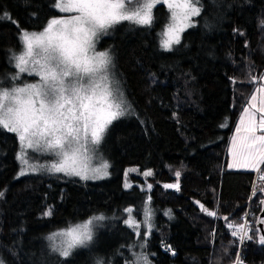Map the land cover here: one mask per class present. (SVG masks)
I'll list each match as a JSON object with an SVG mask.
<instances>
[{
  "label": "trees",
  "instance_id": "16d2710c",
  "mask_svg": "<svg viewBox=\"0 0 264 264\" xmlns=\"http://www.w3.org/2000/svg\"><path fill=\"white\" fill-rule=\"evenodd\" d=\"M54 2L0 0V13L11 18L0 19V86L15 85L12 55L21 49L20 30H44L59 16ZM201 4L196 26L172 51L161 46L168 22L164 5L155 8L151 26L121 24L101 41L100 48L113 53L118 80L134 110L112 123L101 145L109 178L19 177L18 137L0 131V258L5 264H97L99 257L106 264H125L128 244L116 262L109 257L117 254L118 241L102 256L88 248L65 259L50 250L45 236L102 213L119 217L120 234L134 240L123 222L125 211L145 206L148 196L156 212L148 239L155 264H235L241 241L231 235L230 225L243 224L248 210V235L255 236L244 240L241 260L264 264L255 226L264 187L252 197L260 181L256 172L226 169V150L253 92L252 78L264 73V0ZM133 166L153 170L150 192L125 190L124 174ZM174 181L179 191L164 187ZM49 210L50 217L45 215ZM167 246L175 257L164 250Z\"/></svg>",
  "mask_w": 264,
  "mask_h": 264
},
{
  "label": "snow or ice",
  "instance_id": "6c2138e0",
  "mask_svg": "<svg viewBox=\"0 0 264 264\" xmlns=\"http://www.w3.org/2000/svg\"><path fill=\"white\" fill-rule=\"evenodd\" d=\"M157 5L166 6L169 12L161 46L172 51L174 45L181 43L182 33L195 26L192 18L200 15L201 0H55L51 6L68 15L51 19L40 33L20 30L25 51L14 57L15 68L20 74L35 75L39 81L22 80L23 86H13L10 90L0 86V131L18 137L19 176L27 175L29 170L36 173L39 167L42 171L62 173L83 181L108 177L107 161L99 166L92 164L97 146L113 121L129 116L134 110L112 74L113 57L109 51H98L96 46L101 36L110 35L109 30L122 22L151 26ZM4 18L11 19L0 13V19ZM259 79L264 81V76ZM252 82H256L255 77ZM255 93L235 127L229 154L231 167L260 172L264 165V83H257ZM36 153L50 155L55 162L32 165L30 159L39 158ZM175 175L179 178L181 174L176 172ZM151 187L147 185L149 190ZM164 187L179 191L180 186L174 183ZM147 200L150 202L151 197ZM126 211L131 214L133 209ZM45 215L50 217L52 211ZM151 215L147 213L144 220L148 235L152 230ZM207 215L214 217L216 212H207ZM106 218L100 214L75 225L69 222L66 229L47 237L52 251L67 259L74 250L88 247L94 241L95 224ZM125 223L139 238L140 224L130 215ZM261 223L264 224V220ZM230 227L233 228L231 235L239 237L241 242L254 239L255 233L248 235L244 224ZM258 242L264 245V235L259 236ZM139 247L146 248L147 240L140 241ZM132 257L126 259L125 264H152L143 251H132ZM0 264H5L2 258ZM236 264H242L238 257Z\"/></svg>",
  "mask_w": 264,
  "mask_h": 264
},
{
  "label": "rangeland",
  "instance_id": "374dc122",
  "mask_svg": "<svg viewBox=\"0 0 264 264\" xmlns=\"http://www.w3.org/2000/svg\"><path fill=\"white\" fill-rule=\"evenodd\" d=\"M158 6V5H157ZM156 6V7H157ZM166 7V6H165ZM167 9V8H166ZM154 10L155 8L153 9V19H154ZM56 11L58 12V10L56 9ZM168 11V9H167ZM202 11V9H201ZM59 16L58 17H55V18H62V17H65L66 15L68 14H64V13H59ZM201 14V12H200ZM200 16V15H199ZM199 16H196V17H193V22L196 26L197 24V19ZM168 18H169V12H168ZM168 21V20H167ZM132 24L130 22H122L118 25H116L113 29H110L109 32L111 33L110 35H103L100 37L99 39V42L97 43V50L98 51H109L110 52V55L113 57V53L111 52L110 49H101L100 48V43L103 39H107L108 37H110L113 32L115 31V29L121 25V24ZM135 25V24H134ZM139 26V25H137ZM139 27H146V26H139ZM191 28L193 27H190L188 29H186L182 35H181V40H182V37H183V34L185 32H187L188 30H190ZM166 30V25H165V28L163 31ZM43 31V30H42ZM42 31H39V32H36V33H40ZM30 32V31H29ZM31 33V32H30ZM163 38V37H162ZM177 45H174L173 46V49L176 47ZM25 51V45L23 43V39H22V34H21V49L19 51H16L13 53L12 55V62H13V65L15 66L16 64V59L14 58L15 56H18V55H21L23 54V52ZM113 64H114V57H113ZM112 74L114 76V79L118 82V88L120 91L123 92V97L127 100V96L125 94V91L124 89L121 87L120 85V82L118 80V77H117V72L115 70V65H114V68L112 69ZM19 76L20 79H16V77ZM264 76V73L263 75ZM261 76V77H262ZM260 78V77H259ZM256 79V82L254 83V89H253V92L252 94L250 95V97L253 95V94H256L255 93V88L257 86V83H264V81H260V79ZM22 80H26L27 82H38L39 81V78L36 77L35 75H32V76H29L27 73H24V74H20L18 72V69H16V72L15 74L13 75V82H15V85L13 86H23V83H21ZM12 86V87H13ZM11 89V87L9 88V90ZM258 95V102H259V94ZM250 97L248 98L247 100V103H246V106L244 107L247 108L249 102H250ZM243 109V110H244ZM243 115V111L240 115V117ZM259 115V114H258ZM240 117L239 119L237 120V123L236 125L238 124L239 120H240ZM115 122V121H113ZM112 125V124H111ZM109 125V127L111 126ZM108 127V129H109ZM236 127V126H235ZM107 129V131H108ZM235 130V128H234ZM234 130L232 132V135H231V138L234 134ZM106 131V133H107ZM105 133V135H106ZM105 138V137H104ZM231 138H230V141H231ZM230 141H229V144H228V148L226 150L227 154H226V158H227V161H226V169L227 170H231V171H250V170H247V169H239V168H234V167H231V156L229 154V146H230ZM103 143V141H102ZM102 143L97 146V149H96V155H95V158L93 159L92 161V164L94 166H99V164L102 162V161H107L103 154H102V149H101V145ZM29 153L32 152V150H28ZM20 154V148H19V152H18V156ZM36 155L39 157L38 159H30V164L32 165H37V166H40V165H50L52 162H55L54 158L51 157L50 155H47V154H42V153H36ZM108 162V161H107ZM20 164V162H19ZM21 167V166H20ZM20 170V169H19ZM110 170V167L108 168V172ZM147 172H151L152 175L150 176H146L145 173ZM19 173V172H18ZM41 174H54V173H51V172H48V171H42L39 167L37 168V172L36 173H32L30 170H29V173L27 175H41ZM59 174H62V173H59ZM258 176L259 177V183L257 184V186H255V188L253 189V192H252V197H254L257 189L259 190L260 188L264 187V179H261V175L264 174V165L261 166V171L260 172H257ZM19 176V175H18ZM26 176V175H24ZM110 176V172H109V175L108 177L104 178V179H107L109 178ZM153 176V170L152 169H144L142 170L140 167H137V166H133V167H129L126 169L125 171V174H124V188L125 190L127 191H130L132 189H134V187H138L140 188L141 190L143 191H146V192H150V190L147 188V185L151 184V181H150V177ZM21 177V176H19ZM78 178V177H76ZM104 179H98V180H88V181H92V182H97V181H101V180H104ZM174 183H179L177 181H174L172 182L171 184H174ZM256 183V182H255ZM127 185V186H126ZM180 185V184H179ZM152 188V187H151ZM257 194V193H256ZM252 197L250 198V202L252 201ZM145 207V208H144ZM128 208H132L133 211L131 214H129L127 211L126 212V218L129 217V215L131 216V218L135 219L139 224H140V236L139 238L136 237L135 235V239L134 240H131L130 238L128 239V235L126 234H123L121 235L120 233L122 232V228H121V224H120V219L119 217H109V216H106L107 218L104 220V221H101V222H97L94 226V231H95V236H94V241L92 244H90L88 247H84V248H78V249H93V250H97V252L99 251L100 253V256H102L101 252H103L104 250L109 252L117 243L118 241V247H117V254H114V255H111L109 257L110 261L111 262H116L121 256H120V253H121V250L123 248V246L127 245L128 246L126 247V250L128 251V260H131L133 257H132V251H135L137 253H139L140 251H143L145 254H148L149 255V259L152 261V264H155L153 258H152V252L149 250V243H148V239L150 238L152 232L155 230L156 228V212L153 210V208H151V205H150V202H146L145 206H140V207H137V206H130ZM151 212V220H150V223L152 224V230H151V234L148 235L146 234V230H145V223H144V220H145V215L147 213ZM102 214V213H100ZM98 214V215H100ZM209 216V215H208ZM210 217H213V216H210ZM125 218V219H126ZM216 218V217H215ZM84 222V221H83ZM124 224L129 227L126 223H125V220L123 221ZM130 228V227H129ZM134 234H135V231L134 229L130 228ZM250 232V230H249ZM249 234V233H248ZM147 240V247L144 248V249H140L139 247V243L140 241L142 240ZM123 240V241H122ZM172 248V247H171ZM76 249V250H78ZM131 249V251H130ZM76 250H74L73 252H75ZM102 260V258L99 257V259H97V261H100ZM103 261V260H102ZM103 264H106L104 263L103 261Z\"/></svg>",
  "mask_w": 264,
  "mask_h": 264
},
{
  "label": "built area",
  "instance_id": "2783aa9c",
  "mask_svg": "<svg viewBox=\"0 0 264 264\" xmlns=\"http://www.w3.org/2000/svg\"><path fill=\"white\" fill-rule=\"evenodd\" d=\"M258 174L256 173V180H257V177ZM255 180V182H256ZM251 217H252V214L250 212V210H248L243 216V224L246 228V230L248 231L249 233V230H250V226H251ZM243 245H244V241L241 242L240 244V247H239V256L238 258L241 260V257H242V249H243ZM164 250L170 254L171 257H175L177 255V253L173 250V248H171V246H167V247H164ZM175 252V254L173 255L172 252ZM242 261V260H241ZM236 264V263H235ZM242 264H246L244 261H242Z\"/></svg>",
  "mask_w": 264,
  "mask_h": 264
},
{
  "label": "water",
  "instance_id": "95a60500",
  "mask_svg": "<svg viewBox=\"0 0 264 264\" xmlns=\"http://www.w3.org/2000/svg\"><path fill=\"white\" fill-rule=\"evenodd\" d=\"M261 220H264V203H262L261 211L256 218L255 226H256V230H257V240H259L260 235H264V224L261 223ZM258 244H259V242H258ZM259 246L263 247L264 245L259 244Z\"/></svg>",
  "mask_w": 264,
  "mask_h": 264
},
{
  "label": "clouds",
  "instance_id": "9594fccd",
  "mask_svg": "<svg viewBox=\"0 0 264 264\" xmlns=\"http://www.w3.org/2000/svg\"><path fill=\"white\" fill-rule=\"evenodd\" d=\"M50 235V234H49ZM49 235H46L45 236V239L48 241V239H47V237L49 236ZM49 242V241H48ZM50 250L52 251V247H51V245H50ZM53 252V251H52ZM55 253V252H54Z\"/></svg>",
  "mask_w": 264,
  "mask_h": 264
},
{
  "label": "crops",
  "instance_id": "0c3cea01",
  "mask_svg": "<svg viewBox=\"0 0 264 264\" xmlns=\"http://www.w3.org/2000/svg\"><path fill=\"white\" fill-rule=\"evenodd\" d=\"M250 171H253V170H250Z\"/></svg>",
  "mask_w": 264,
  "mask_h": 264
}]
</instances>
